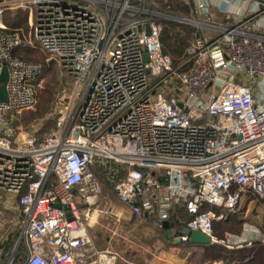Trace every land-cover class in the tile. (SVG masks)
I'll list each match as a JSON object with an SVG mask.
<instances>
[{"label":"built area","instance_id":"1","mask_svg":"<svg viewBox=\"0 0 264 264\" xmlns=\"http://www.w3.org/2000/svg\"><path fill=\"white\" fill-rule=\"evenodd\" d=\"M182 1L190 17L178 21L196 34L174 65L162 52L158 19L175 15L156 0H0L28 10L30 25L25 36L0 20V73L6 66L8 74L0 201L12 199L23 217L10 250L0 248V264H117L119 254L99 248L89 231L101 193L92 167L106 171L132 215L158 229L183 207L186 228L211 244L251 245L244 234L218 238L213 222L235 212L243 195L264 197V0ZM216 13L223 25L212 22ZM23 41L74 80L40 140L17 136L8 116L35 104L43 71L14 55Z\"/></svg>","mask_w":264,"mask_h":264},{"label":"rangeland","instance_id":"2","mask_svg":"<svg viewBox=\"0 0 264 264\" xmlns=\"http://www.w3.org/2000/svg\"><path fill=\"white\" fill-rule=\"evenodd\" d=\"M166 2L167 0L157 2L158 7L160 9H163V4ZM19 9L20 8H16L13 6H1L0 20L2 21L1 14H3V12ZM174 17L175 21L172 20L173 22L182 25H190L178 21L180 17H190V12L187 16ZM27 23L28 29L22 31L25 36H28L30 29L28 18ZM193 27L195 28V26ZM28 45L36 47L35 50H37L38 53L40 52L41 54H43V62H53V64L56 65L59 69V79L57 83H55V86H52V108L49 113L51 114V116L55 115L56 118V114L58 113V111H56V108L53 110V108L55 105L60 106V104L58 103V97H60V95L62 94H66V96L71 95L74 87V80L69 74L65 72V70L55 58H53L47 52L41 50L39 46L36 45V43ZM53 64L50 63L49 66ZM43 82L44 80H41L38 83V87L40 85L43 87ZM79 100L80 94H76L75 100L72 101V112H74V110L76 109ZM33 106L30 108H33ZM22 112L23 110L20 111L19 114ZM46 118V116H43L42 118L32 122L31 124L18 123L17 125H15V128L17 129V136H21L22 134L34 136L33 132L38 130L43 125V122L46 121ZM54 126L55 124L47 132H42L41 135L43 137L46 136L52 129H54ZM91 169L93 172L99 175H104L99 179V183L101 185V193L96 198L95 203L91 205V208L97 209V211L91 216L90 219V234L93 238L94 243H97V238L100 241V245L102 246L100 248H108L117 252L119 254V264H126L125 261L127 259L132 262L135 261L136 264H156L153 262L157 261L159 258L165 260V257H162L159 251L173 252L174 247L172 246L174 245H167V243L161 236V231L154 225V222L153 225H151L144 220L132 217L126 206H124L116 198L114 192L108 188L106 184L107 176L105 170H100L97 167H92ZM10 201L11 202L8 203H5L3 200L0 201V248L3 251L9 246L11 247L9 243L10 232L16 228V235L18 236L23 226V217L20 215V210L17 204L13 202L12 199ZM246 207H248V211L246 212V214L244 211V215L241 216L243 218V221L241 224L240 232H226L224 236L244 234L246 240H253L252 242L260 241L261 243H264V230L262 231V229L259 227V224L262 222L264 217V204H261V202L257 201L254 197L252 198L251 196L247 197V195H243V199L241 200L239 206L235 211L239 210L238 212H240L246 210ZM85 208V205H81L80 210H85ZM245 228L247 229L246 231H244ZM253 232L257 233V239H255V235H253ZM214 235L217 236L215 233Z\"/></svg>","mask_w":264,"mask_h":264},{"label":"trees","instance_id":"3","mask_svg":"<svg viewBox=\"0 0 264 264\" xmlns=\"http://www.w3.org/2000/svg\"><path fill=\"white\" fill-rule=\"evenodd\" d=\"M160 1L162 2V0H156V2ZM163 10L168 15L187 16L190 12V2L182 0H167V2L163 4ZM27 18L28 10L21 8L19 10L7 11L1 14L2 22L10 31L22 32L27 30ZM158 22L161 28L159 38L162 52L171 57L174 65H178L184 60L186 56V48L194 34H196V29L190 25L177 24L167 18H160L158 19ZM35 49L36 47L30 46L23 41L13 52L15 56L28 61L39 62L43 65L42 74L34 81L36 90L35 105L33 108L24 109L22 112L23 114L13 111L9 112L8 116L11 117L12 125L14 127L18 123L31 124L43 116H46L47 118L46 121L43 122V125L38 130L33 132L36 139L40 140L43 137L41 133L44 131L47 132L56 121L55 115L51 116L49 113L52 108V86H55V83H57L59 79V69L53 64V62H43V54L40 52L38 53ZM50 63L53 65L49 66ZM41 80H44V86L42 87L40 85L38 87V83ZM93 173L98 180L104 176L103 174L99 175L95 172ZM119 176L122 177L123 173L121 172ZM106 184L112 191L113 185H111L110 181L107 180ZM256 200L260 201L261 204H264V197ZM210 208L216 209L215 207ZM238 211L239 210L227 214L225 218L213 222V231L218 237H223L226 232H240L243 221L241 216L244 215L245 210L240 212ZM190 218L191 216L187 214L183 207H177L172 210L169 218V224L173 234L180 235L183 229L187 227V222ZM146 219L150 221L147 217ZM259 227L262 231L264 230V217L262 222L259 224ZM15 230L16 228L10 232V243H12V239L16 238L17 230ZM160 231L162 234L161 236L167 245H172L173 243L169 244L164 230L162 229ZM96 242L99 248L102 247L97 238ZM174 245L180 249H184L185 251H187V249H191L195 245L200 246L203 249V259L208 261V263H212L213 261H222L223 264H264V243H261L260 241L252 242L250 246H243L235 249H228L225 246L211 243L194 244L190 241L185 242V244L175 243ZM9 249L10 246L6 248V250Z\"/></svg>","mask_w":264,"mask_h":264},{"label":"crops","instance_id":"4","mask_svg":"<svg viewBox=\"0 0 264 264\" xmlns=\"http://www.w3.org/2000/svg\"><path fill=\"white\" fill-rule=\"evenodd\" d=\"M212 22H214L216 24H220V25L224 24V22L222 20V16L219 13H216ZM214 210L217 213H219V211H220L218 208H216ZM247 211H248V207H246L245 214ZM226 215L223 218H225ZM132 217L138 218L134 215H132ZM147 218L150 219V221H148L146 219V217L138 218V219L144 220L146 222H149L151 225H153V219L149 218V217H147ZM159 230H161V229H159ZM89 231H90V228H89ZM253 233H254L253 235H255V239H257L256 233L255 232H253ZM173 237H174V234H173ZM168 241H169V243H173L172 245L175 244L174 241H170L169 239H168ZM177 243L185 244V242H177ZM172 247H174L173 252L159 251L160 255L162 257H165V260L162 258H159L157 261H154L153 263H156V264H210V263H208V261L203 259V249L200 246L195 245L191 249H187V251H185L184 249L180 250V248L176 247L175 245ZM163 260H164V262H163ZM125 263L126 264H136L135 261L132 262L128 259L125 261ZM117 264H119V260H118ZM121 264H124V263H121ZM211 264H223V262L222 261H213Z\"/></svg>","mask_w":264,"mask_h":264},{"label":"water","instance_id":"5","mask_svg":"<svg viewBox=\"0 0 264 264\" xmlns=\"http://www.w3.org/2000/svg\"><path fill=\"white\" fill-rule=\"evenodd\" d=\"M147 29V34H148ZM8 79L7 68L3 66L2 71L0 73V102H6L8 99L7 91H6V82ZM60 206V204H57ZM162 226L164 228V233L170 241H174L175 243L181 242L180 238L176 239L173 237L172 229L170 228V224L168 221H163ZM182 234L189 235V241L194 244H209L210 239L208 236L204 235L198 230H189L188 228H184Z\"/></svg>","mask_w":264,"mask_h":264}]
</instances>
